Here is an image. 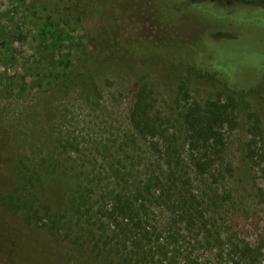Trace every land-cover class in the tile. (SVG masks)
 Segmentation results:
<instances>
[{
  "label": "rangeland",
  "instance_id": "rangeland-1",
  "mask_svg": "<svg viewBox=\"0 0 264 264\" xmlns=\"http://www.w3.org/2000/svg\"><path fill=\"white\" fill-rule=\"evenodd\" d=\"M200 1L221 8L202 13ZM250 5L254 8L241 0H0V197L15 181L19 157L55 159L60 166L45 181L41 200L53 211L64 209L68 227L53 234L0 202V264H107L69 218L70 196L78 183L91 186L93 197L117 187L109 176L117 161L122 169L130 164L141 169L159 159L151 138L130 126L132 82L147 81L160 112L175 118L185 102L176 101L180 70L150 54L172 34L180 36L174 44L195 42L206 29L204 16L227 31L217 30L218 35L234 41L221 53L236 85H254L250 103L264 131V79L257 67L264 60V1ZM122 40L145 51L134 56ZM216 54L211 48L197 55L209 64ZM210 93L207 83L196 81L190 100ZM225 137L224 158L232 172L225 179L200 180L188 168L191 184L220 194L229 190V223L238 236L258 243L264 240V140L262 158L245 162L246 125ZM161 215L155 210L156 218Z\"/></svg>",
  "mask_w": 264,
  "mask_h": 264
},
{
  "label": "trees",
  "instance_id": "trees-1",
  "mask_svg": "<svg viewBox=\"0 0 264 264\" xmlns=\"http://www.w3.org/2000/svg\"><path fill=\"white\" fill-rule=\"evenodd\" d=\"M251 1L241 3L254 8ZM202 3L198 4L202 13L221 8ZM202 20L207 22L206 29L189 46L179 41L174 44L180 36L172 34L150 54L153 60L171 63L180 70L176 101L185 102L179 105L175 118L160 112L147 81L132 82L130 126L138 136L151 138L150 147L159 159L143 163L141 169L135 164L122 169L117 161L109 175L117 187L93 197L91 186L78 183L70 196L66 210L69 218L77 223L91 250L105 257L102 259L107 264H264V240L254 243L240 237L229 223L230 191L220 194L217 189L198 190L191 184L188 168L200 180L212 177L217 181L232 172L224 158L225 135L241 123L250 134L244 143L245 162L262 158L258 150L264 140L261 116L250 103L256 89L252 84L234 83V72L221 53L234 41L218 35L216 31L224 29L215 22L205 16ZM162 27L159 24V29ZM202 39L209 40L207 46ZM120 43H128L134 56L145 51L136 48L133 40ZM211 48L219 55L204 64L197 54ZM257 67L264 79V60ZM196 81L210 86L211 93L205 99L190 100V88ZM136 154L135 150L129 159H136ZM59 166L55 159L33 162L27 156L19 157L14 165L15 181L0 197L3 207L23 212L27 223L48 228L53 234L68 230L62 219L64 209L53 211L41 200L45 181ZM155 210L163 217L156 218Z\"/></svg>",
  "mask_w": 264,
  "mask_h": 264
}]
</instances>
